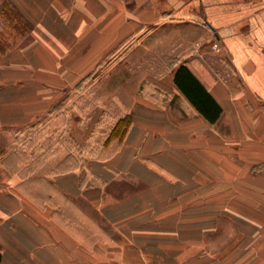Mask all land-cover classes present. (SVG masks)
I'll return each instance as SVG.
<instances>
[{"label": "crops", "instance_id": "crops-1", "mask_svg": "<svg viewBox=\"0 0 264 264\" xmlns=\"http://www.w3.org/2000/svg\"><path fill=\"white\" fill-rule=\"evenodd\" d=\"M160 43L171 71L109 104L131 123L106 156L54 170L56 152L23 176L0 159L2 264H264V0H0V128L42 138L97 69ZM183 63L214 123L176 87Z\"/></svg>", "mask_w": 264, "mask_h": 264}, {"label": "rangeland", "instance_id": "rangeland-1", "mask_svg": "<svg viewBox=\"0 0 264 264\" xmlns=\"http://www.w3.org/2000/svg\"><path fill=\"white\" fill-rule=\"evenodd\" d=\"M211 44V42H203L200 48L207 47L208 50L215 51ZM154 52L158 53V57L149 56L151 55L149 51L145 52L143 57L137 58L135 51H132L123 60L120 69H112L107 75L103 74L105 69H97L92 76L81 83L79 93L72 95V98L78 101L75 102V109L72 112H66L72 121L64 123L63 112H57L48 127L44 128L42 138L41 134H37L38 132L26 138L24 132L0 128V159L2 158L7 164L5 166L10 171L15 170L23 176L29 171L30 164L38 163L43 157L49 156L51 161L56 159V152L58 155L61 152L67 155L56 164L54 170L80 164L85 157L106 156L118 141L117 137H109L117 120L128 116L125 106L118 104L109 106V104L116 102L118 95H121L122 99L127 98L130 103L137 93H153L155 90L149 83L154 80L156 74L163 75L171 71V48L168 44L160 43L159 49ZM224 60L225 58L223 65H229ZM203 70H206V73L202 76L207 80L216 77L217 73L221 74L220 76L232 73V69L226 68L215 69L216 74L209 69ZM119 82L122 87L118 86ZM96 103L101 106H97ZM67 125L69 131L72 127L79 126L78 140L71 136V131L68 134L64 133ZM121 130L122 127H119L117 132ZM36 171L39 174L40 170ZM39 182L40 176H36L35 181L33 179L27 184L28 190L39 193Z\"/></svg>", "mask_w": 264, "mask_h": 264}, {"label": "trees", "instance_id": "trees-1", "mask_svg": "<svg viewBox=\"0 0 264 264\" xmlns=\"http://www.w3.org/2000/svg\"><path fill=\"white\" fill-rule=\"evenodd\" d=\"M173 81L176 87L181 91V93L208 122L214 123L219 118L222 112V107L211 95L200 77L194 72L193 69H191L188 64H180L175 69ZM130 123V114H128L127 117L119 118L109 137H117V143L120 142L124 137L127 129L129 128ZM119 127H122V130L120 132H117ZM0 264H2L1 250Z\"/></svg>", "mask_w": 264, "mask_h": 264}]
</instances>
